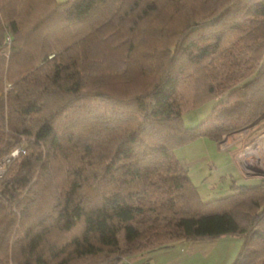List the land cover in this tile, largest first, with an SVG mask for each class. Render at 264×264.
I'll return each instance as SVG.
<instances>
[{
    "label": "trees",
    "instance_id": "trees-1",
    "mask_svg": "<svg viewBox=\"0 0 264 264\" xmlns=\"http://www.w3.org/2000/svg\"><path fill=\"white\" fill-rule=\"evenodd\" d=\"M262 120L264 0H0V158L20 148L0 264H129L222 235L242 240L231 264H264V178L204 201L173 155Z\"/></svg>",
    "mask_w": 264,
    "mask_h": 264
},
{
    "label": "rangeland",
    "instance_id": "rangeland-1",
    "mask_svg": "<svg viewBox=\"0 0 264 264\" xmlns=\"http://www.w3.org/2000/svg\"><path fill=\"white\" fill-rule=\"evenodd\" d=\"M8 88H11L10 83L6 84L5 90ZM216 101L217 99L210 98L197 106L183 111L181 115L182 125L184 127L197 126L208 116ZM257 141L259 144L261 142L264 143V120L233 130L217 142L206 137L196 138L193 141L176 146L173 150V155L184 167L189 178L197 187L202 200L206 201L233 192V183L252 186L264 177L260 175H258L260 177H255L253 174H248L247 169L238 163L241 151L244 152L249 148L251 149ZM232 144L235 145L228 147ZM238 147L239 149H237ZM235 149H237L234 153L236 162L232 156V152ZM255 158L259 160L262 157L249 155L251 163L254 162ZM259 162L261 163V161ZM258 163H254L255 166L262 168ZM214 239H219L220 241L216 243L211 251V257L203 261H201L200 257H198L197 261L196 257L194 261L198 262L196 264H231L239 252V248H241L242 240L238 236L222 235ZM188 254L189 246L186 244V240H180V242H175L162 249H156L145 255L154 257L156 264H177L176 262L178 261L182 263L188 260ZM145 255L130 259L129 264H137L139 260L145 259ZM216 258L217 260H215ZM171 261L172 263H170Z\"/></svg>",
    "mask_w": 264,
    "mask_h": 264
},
{
    "label": "crops",
    "instance_id": "crops-1",
    "mask_svg": "<svg viewBox=\"0 0 264 264\" xmlns=\"http://www.w3.org/2000/svg\"><path fill=\"white\" fill-rule=\"evenodd\" d=\"M58 1H60V0H58ZM234 145L235 144H232V145H229L228 147H232ZM237 149H239V147ZM237 149H235L232 152V156H233L234 161H235L234 153ZM237 166H238V163H237ZM238 168H239V166H238ZM255 177H258V176H255ZM219 241H220L219 239L186 240V244L189 246V254H188L189 256L187 257L188 260H186L185 262H182V263H181V261H178L176 263L177 264H196V263H198L197 262L198 257H200L202 259L201 261L208 260L211 257V255H210L211 251L213 250L216 243ZM145 256H146L145 259H143L142 261L139 260V262H137V264H141V263L145 264L144 261L147 264H156L154 261V257L152 258V256H148V257H147V255H145ZM196 257H197V261L194 262ZM146 260H148V262ZM215 260H217V258ZM170 263H172V261Z\"/></svg>",
    "mask_w": 264,
    "mask_h": 264
},
{
    "label": "built area",
    "instance_id": "built-area-1",
    "mask_svg": "<svg viewBox=\"0 0 264 264\" xmlns=\"http://www.w3.org/2000/svg\"><path fill=\"white\" fill-rule=\"evenodd\" d=\"M19 151H20V148H15L9 154H7V155L3 156L2 158H0V179H1L2 175L5 172L7 163L12 158H14L19 153ZM243 153L244 152L241 151V153L239 154V159L238 158L237 159H238V163L240 165H243L247 169L248 174H253L254 176H258L257 174H258L259 171H264V165H262V163H264V161H262L261 159H259V160L254 159V162L251 163L249 158L246 159V158L241 156V155H243ZM259 161H261V163ZM249 163H251L252 165L249 164ZM254 163H256V164L258 163V165H261L262 168H260L259 166H255ZM249 166H252V168H250Z\"/></svg>",
    "mask_w": 264,
    "mask_h": 264
},
{
    "label": "bare ground",
    "instance_id": "bare-ground-1",
    "mask_svg": "<svg viewBox=\"0 0 264 264\" xmlns=\"http://www.w3.org/2000/svg\"><path fill=\"white\" fill-rule=\"evenodd\" d=\"M258 141H257V143L255 145H253V147L250 146L251 149L245 150L244 153H243V155H241V156L244 157V158H246V159L249 158V155H252L253 157L254 156H257L259 158L260 157L264 158V143L261 142L259 144ZM262 158H261V160L264 161V159H262Z\"/></svg>",
    "mask_w": 264,
    "mask_h": 264
},
{
    "label": "water",
    "instance_id": "water-1",
    "mask_svg": "<svg viewBox=\"0 0 264 264\" xmlns=\"http://www.w3.org/2000/svg\"><path fill=\"white\" fill-rule=\"evenodd\" d=\"M249 167L252 168V166H249ZM257 175L264 176V171H259ZM260 176H258V177H260ZM262 178H264V177H262Z\"/></svg>",
    "mask_w": 264,
    "mask_h": 264
}]
</instances>
